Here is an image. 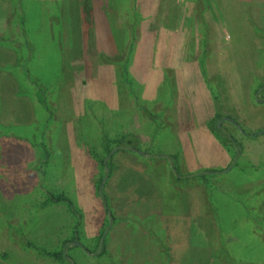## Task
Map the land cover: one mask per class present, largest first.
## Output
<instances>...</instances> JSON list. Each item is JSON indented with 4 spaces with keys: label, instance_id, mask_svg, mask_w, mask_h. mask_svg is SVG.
Returning a JSON list of instances; mask_svg holds the SVG:
<instances>
[{
    "label": "rangeland",
    "instance_id": "obj_1",
    "mask_svg": "<svg viewBox=\"0 0 264 264\" xmlns=\"http://www.w3.org/2000/svg\"><path fill=\"white\" fill-rule=\"evenodd\" d=\"M220 1L234 48L211 81L215 0H0V264H264V136L239 120L264 28ZM159 53L179 69L154 73ZM163 199L192 212L201 256L188 222L164 233Z\"/></svg>",
    "mask_w": 264,
    "mask_h": 264
},
{
    "label": "crops",
    "instance_id": "obj_2",
    "mask_svg": "<svg viewBox=\"0 0 264 264\" xmlns=\"http://www.w3.org/2000/svg\"><path fill=\"white\" fill-rule=\"evenodd\" d=\"M216 2L213 3L211 5V8H216L218 11V19H212L211 17L208 18V20H206L207 22V26L209 28L212 29L211 32V53H210V57L212 60V63H214L213 68L210 67V64H208V67H206L207 70V74L208 77L212 78L211 81H213L216 78H219L220 75L224 74V67L225 65L228 66V62L230 60V53L233 50V45H231V38L229 37V34L226 31V26L223 25L222 23H220L221 17L220 15L223 13V16L225 17V19L227 20V25L229 24V21L235 22V20H231L230 17H226L224 15V13L229 12V9H234V8H230V7H224L223 3H221L220 0H215ZM220 1V2H219ZM232 5L233 6H243L248 8V11L251 12V19L254 21L255 25L257 27H261L264 28V6L263 4H256V2L252 1H248L245 2L243 0L238 1V0H232ZM185 15L183 17V20L186 21V12H184ZM187 20L191 19V25L193 27L194 24H196V21L194 20V16L192 14L191 17H189V13L187 14ZM182 18V17H181ZM211 21H210V20ZM237 21V19H236ZM241 21V20H240ZM239 22V21H237ZM198 23V21H197ZM246 25H248V23H246ZM181 27V26H180ZM170 28V27H169ZM247 28V26H246ZM176 29V28H175ZM182 30V29H181ZM249 30H247L248 32ZM243 33V32H242ZM249 33H252V31H249ZM262 37H264L262 35ZM178 39L177 36V31L172 29V32H168V35H165L162 38H160V40H157L158 45L160 44H166V41L175 43L176 40ZM260 44L264 46V39L260 37ZM209 42V43H210ZM175 46V45H174ZM177 48V47H176ZM182 48V47H181ZM207 48V54L205 56H209V50L208 47ZM160 51H162L163 47L160 46ZM198 54V51L196 50V52ZM194 53V54H195ZM171 54L169 53L168 56H163L161 53L157 54V57L155 58L160 59L159 63H157V61H154V73L157 72V70H163V71H177L179 68H177V64L176 63L173 67H172V61H171ZM178 57V56H177ZM193 57V56H192ZM167 58H169L167 60ZM195 58V56L193 57ZM177 60V59H176ZM162 61V62H161ZM165 66H164V65ZM163 65V66H162ZM192 71H194V68L192 67ZM253 71L255 72V69H253ZM263 73L259 75V80L257 79V83L254 86L253 84H250V86H248L247 88V92L249 93L248 98L250 99V91L251 93H253V96L251 94V101H252V105L249 108V110L252 111V113L249 111V113L247 112L248 109H245V112L241 113L242 116L239 117L241 118H245V119H239L240 121H246L247 125L248 123L250 125H252V130L254 131L253 133H259V135H255L253 136L252 140H258L259 137L264 136V100H261L260 98V93L261 95L263 94L264 96V70L262 71ZM203 73H204V69H203ZM176 74H180V72L176 73ZM231 78V77H230ZM207 88L209 89V86H207ZM229 98V97H228ZM230 100V98L228 99V101ZM209 101V100H208ZM239 103L241 104V102L239 101ZM249 103L251 104V102L249 101ZM187 104V103H186ZM167 106L166 104H161L160 106H158L160 108V110H162V107ZM239 106L237 105H233V103H230L229 108L224 105V107H221V111H224L223 114L221 111H217L215 110V108L213 109L210 117L212 116V114L216 115V117H218L217 119H221L223 116L226 117L227 115H233V111L237 110L235 107ZM253 106V107H252ZM243 108L241 107L240 109H238V111L242 110ZM209 115V112L206 110L205 108V112H204V117L207 118ZM214 115V117H215ZM216 119V120H217ZM241 124L245 125L243 122H241ZM165 204H161V208L157 209L155 213H153L154 216H158L161 221V227H163L164 233H168L171 232L173 233L174 231H177V227L179 229V226L175 223L174 225L172 224L170 228H168L166 226V224H164L165 220H170L171 222H178L179 221H184L185 223L188 222V225L184 224V231H185V237L188 239V241H191V244H187L185 246V248H183L182 250L186 251V253H191V254H199V256H201V254L204 252V248L207 247V238L204 236L203 232L201 231V226H200V230H199V240L198 243L194 242V239L196 238L192 236V229H193V224H191L193 222V214L191 211H185L184 207L180 206V201H175V200H168V199H163L162 203ZM260 204L262 206V199H260ZM263 203H264V199H263ZM172 205H175L177 210L172 209ZM264 205V204H263ZM201 210H202V206L200 204ZM182 216L184 217L182 219ZM193 225V226H192ZM194 228H196V226H194ZM186 229V230H185ZM168 233V234H171ZM198 233V232H197ZM174 235V234H173ZM193 244H195L194 246H192ZM177 248V247H174ZM168 261L169 259L166 258ZM208 260L211 261L210 264H224L222 263L221 260H217L215 259L213 256H211L210 258H207ZM220 259V258H219ZM160 261L162 260L161 258L159 259ZM146 262V261H145ZM159 262V261H158ZM256 264H263L262 262L258 261Z\"/></svg>",
    "mask_w": 264,
    "mask_h": 264
},
{
    "label": "trees",
    "instance_id": "obj_3",
    "mask_svg": "<svg viewBox=\"0 0 264 264\" xmlns=\"http://www.w3.org/2000/svg\"><path fill=\"white\" fill-rule=\"evenodd\" d=\"M222 129L221 128H217L216 127V130H215V132L219 135H222V131H221ZM130 137V141H128L126 138H128V137H124L123 138V140L121 141V145L122 144H129V145H131L130 147H132L134 144H135V139H134V137L133 136H129ZM126 141H127V143H126ZM120 144V143H119ZM132 148H134V146L132 147ZM239 153V152H238ZM237 153V154H238ZM181 179L180 178H178V179H176V181L177 182H181L180 181ZM182 184V183H181ZM179 185V184H178ZM187 186V185H186ZM181 187V186H180ZM57 202H62V201H65V199H64V197H60V198H58L57 200H56ZM68 243H65V245L64 246H66ZM102 251H104V248H103V250ZM66 252V251H65ZM65 252H61V253H52V254H47V256H49V257H52V258H54V259H56V260H61V259H65L66 258V253ZM230 255H231V253H229ZM221 258V257H220ZM228 258H230V259H228ZM227 259L229 260V262H231V264H232V261H231V257H228ZM222 259V258H221ZM222 261H224L223 259H222Z\"/></svg>",
    "mask_w": 264,
    "mask_h": 264
}]
</instances>
